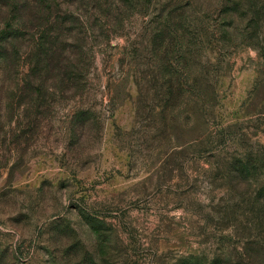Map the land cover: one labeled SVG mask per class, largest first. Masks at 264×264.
<instances>
[{
  "label": "rangeland",
  "instance_id": "rangeland-1",
  "mask_svg": "<svg viewBox=\"0 0 264 264\" xmlns=\"http://www.w3.org/2000/svg\"><path fill=\"white\" fill-rule=\"evenodd\" d=\"M185 1L113 4L82 94L0 91V264H264V14Z\"/></svg>",
  "mask_w": 264,
  "mask_h": 264
},
{
  "label": "trees",
  "instance_id": "trees-1",
  "mask_svg": "<svg viewBox=\"0 0 264 264\" xmlns=\"http://www.w3.org/2000/svg\"><path fill=\"white\" fill-rule=\"evenodd\" d=\"M49 1H0V91L10 90L14 108L13 100L20 91L37 92L38 96L30 100L40 99L43 87H57L59 91L73 87L80 94L85 92V73L90 68L92 47L101 38L98 34L106 36L114 31L107 21L118 9L113 6L118 0H91L95 7H62L59 2ZM244 1H250L251 7H261L264 14V0ZM257 12L254 10L252 15ZM261 179L264 208V171Z\"/></svg>",
  "mask_w": 264,
  "mask_h": 264
}]
</instances>
